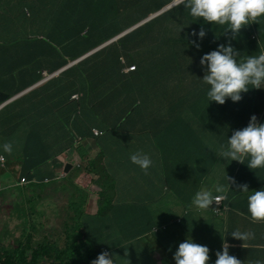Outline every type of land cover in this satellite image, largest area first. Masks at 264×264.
<instances>
[{
	"label": "crops",
	"instance_id": "1",
	"mask_svg": "<svg viewBox=\"0 0 264 264\" xmlns=\"http://www.w3.org/2000/svg\"><path fill=\"white\" fill-rule=\"evenodd\" d=\"M65 1L70 3V0ZM174 1L176 0H132V3H137L144 12L129 26ZM53 4L54 2L50 0L44 3L46 6ZM8 27L6 22L0 21V157L5 155L7 158L5 164L0 160V172L1 169H8L7 172L0 173V186L3 190L0 192V207L3 206L0 214L1 234L6 232L7 205L11 200L13 198L31 200V196L14 194L12 189H9L7 196L4 194L6 188L14 183L12 171L5 166L7 161L13 156L25 155L29 148L33 147L37 148L38 152L51 154L47 147L45 150L44 147L39 150L43 139H46L47 143L53 147H63L65 137L68 135V127L66 136H62L60 131L63 130L64 124L67 126V123L75 118L74 96L77 93L74 70L75 50L73 55L69 53L61 55L57 47L49 46L47 42L37 37L12 36ZM7 32L9 34H6ZM149 97L150 95L147 94L146 105L140 106L141 109L147 110ZM184 107L187 108L181 103L175 104L161 116L155 114L147 116L144 112L142 113L145 115L139 116L138 109L133 112L136 118L131 126L132 142L129 145L122 143L115 146L118 154L115 156L114 170L118 181H115L116 193L110 201V207H114L110 219L106 222V218L99 217V206H96L99 199L95 196L89 199L86 212L90 216L97 217L95 218L97 228L91 232L97 236L116 233L117 226L113 219L116 218L117 208L120 219L124 211L137 223L121 234L119 243L114 237L113 247H100L99 254L104 249H108L113 255L115 264H175L173 255L179 243L187 238L207 246L210 249V257L216 258L215 253L222 251L224 237L229 244V254L240 259L243 264H256L257 261L264 264V223L250 222L247 197L251 194L240 191L238 193L235 184H230L229 187L228 180L229 177L237 181L241 166L245 165L247 173L254 180L264 181V168L250 170L247 166L248 160L245 164L239 162L234 164L233 161H225L217 157L216 150L220 148V140L222 145H225L232 131L219 130L222 125L218 122V116L210 114L213 106L206 108L211 117L206 121L211 125L212 131H205L198 119H195L190 127L187 124L181 126L183 117L179 109ZM175 112L179 115L176 116ZM173 116H176L173 119L174 123H172ZM164 120L175 126L171 128L166 126ZM50 123L57 124L52 127ZM225 125L227 127V124ZM94 126L104 130L98 125ZM197 126H200L199 131L194 129ZM161 128L165 130V134L174 133L177 128L183 129L185 134L183 137L179 135L173 139L171 146L175 149L170 153L171 156H166L164 163L159 162L160 168L157 174L151 175L149 172L155 171V160L160 159L164 154L163 149L151 141V138L161 132ZM52 131L54 134L51 133ZM204 137H207L210 144V149L205 152L207 162H203L201 150L204 146ZM96 138L101 140V137H95V141ZM135 140L140 141L142 145L135 146ZM75 142V139L69 142L59 154H53L54 157L70 151L75 146ZM5 143H11V155L4 152ZM123 146L125 149H121ZM84 148L89 150L86 151ZM78 151L85 166L95 158L103 160L109 175L114 179L113 173L108 168L107 158L102 157L103 151L97 143L82 145ZM136 152L147 154L153 161L147 175L130 160L131 154ZM167 157L178 158V160L166 163ZM18 167L22 166L18 165ZM61 168L53 162L50 165L46 163L38 168V178L54 180L58 177L57 173ZM244 169L243 167V171ZM78 184L76 183L75 186H79ZM217 184L226 187L224 194L215 192L214 186ZM243 184H247L249 188V179ZM201 189L211 190L214 196H226L223 199L227 206L224 214L216 215L211 207L208 210L199 211L191 206L195 193ZM259 190H264V187ZM43 197L46 196L39 192L34 196L35 225L39 227V232L43 234L45 229L51 227L53 222L49 223L50 217H67L71 226H76L71 218H77L78 212L70 207L75 199L74 195L67 194L66 198H69V201L65 202L66 206L63 208H60L59 202L56 204L55 194L47 198ZM20 221L23 222V219ZM162 225H167L165 230L153 232L155 227ZM28 226L32 227V223ZM144 229H146V235L140 238L139 231ZM118 230L119 233L122 232L121 222ZM234 230L250 231L255 234L254 239L247 242V248L242 247V241L231 237L230 233ZM68 232L70 233L69 230ZM209 264H215V260L209 261Z\"/></svg>",
	"mask_w": 264,
	"mask_h": 264
},
{
	"label": "trees",
	"instance_id": "2",
	"mask_svg": "<svg viewBox=\"0 0 264 264\" xmlns=\"http://www.w3.org/2000/svg\"><path fill=\"white\" fill-rule=\"evenodd\" d=\"M70 3L72 5H70L69 14H73L72 23H74V28L70 27V29L78 31L82 36L86 32V29L90 27V31L85 36H93V40L91 38L88 44H84L78 50L75 49V60L80 59L96 47L119 35L124 31L119 32L121 30V23L129 27L135 18L144 12L137 3L133 4L132 0H70ZM69 23H71V19ZM201 27L206 31V36L202 40L198 35H192L194 30L198 33ZM114 28H118L115 34L110 35L107 39L101 38L105 31ZM223 31V27L204 24L201 20H194L189 14V10L185 9L182 4L173 8L147 23L145 26L128 34L117 43L75 64L76 91L82 92L83 94V102L80 103L81 99L76 100L77 107L80 106L82 108L85 100L91 98L90 107L95 112H98L99 110H96V106H98L97 99L105 97L102 91L103 88L112 87L114 91L110 94V98L114 99L117 96H122L123 101L115 106L108 100L107 109L109 110L112 106L114 107L109 120L116 119L115 109L121 113V118L126 117L129 115V112L125 106V101L132 99L137 91H142L141 98H147V91L144 90L145 87L141 84L143 78L146 76L144 69L147 68V65H144L143 61L138 60L136 54L141 50H150L154 53V58L158 66H162V68L163 66L175 68L184 67L186 65L180 61L174 66V60L190 58L199 61L204 54L216 50L219 44L227 45L228 39L223 35ZM255 35H258L259 41L252 40ZM74 38H76L75 34ZM192 41L200 44L199 49L191 43ZM231 44L241 53L238 60L251 55L258 56L261 52H264V17L260 18L258 23H252L242 29L236 39L231 40ZM133 63L137 64L138 69L132 72H126V66ZM115 74H117L116 78L118 79L116 94ZM196 75L199 77L203 76L201 73ZM169 76L168 79H170ZM198 83L194 84L192 90L189 89L188 91L189 108L191 110L197 108L198 113H204L206 108L213 106L210 114L218 116V122L222 125L219 129L220 131L227 130L230 132L246 127L250 120L248 108L260 117V123H264V91L259 90L256 95L251 94V99H241L239 102H232L229 99L225 102L227 105H219L215 102L209 103L207 99L209 86L203 84V82ZM202 85L206 87H202ZM91 94H93L92 97ZM139 108L140 106L137 109L139 110ZM131 115L133 114L131 113ZM142 115L145 114L139 112V116ZM209 119L211 117L206 116L198 120V122L203 124L205 131H212L210 130L211 125L206 121ZM193 124L194 122L192 121ZM225 124H227V127ZM161 129V132L151 138V141L158 145H163L167 141L172 145L173 139L179 135L183 137L185 134V131L183 129L180 130V128H177L174 133L168 134H165L163 128ZM115 133L117 134L119 132ZM123 138L126 140L124 144L129 145L133 140L132 130L130 135H125ZM134 145L139 146L142 144L140 141L135 140ZM221 145L220 140L219 147ZM43 147L44 150L47 147L44 140L39 150L43 149ZM54 156L48 152H38L37 148L33 147L29 148L25 155L13 156L10 159L17 158V161L23 160L21 163V172L19 174L14 173L15 176H28L32 179L29 185L23 186V194L36 196L39 192L45 195L48 187L52 188L55 185L56 191L74 195L75 199L70 207L75 211L77 208H80L77 211V218H71V221L75 222L76 226L72 227L69 219L65 223V226L70 231L69 233L67 230L65 238L66 248L59 249L57 243L50 238L36 244L35 235L30 234L27 236V244L22 240H18L14 249H7L0 242V264H49L53 258L58 259V264H90L92 260L97 258V251L103 246L105 239H107V246L111 248L114 245V237L119 243L121 234L137 223L135 219L124 213V211H122V218L120 219L119 209L117 208L116 218L113 219V222L117 226L116 233H108L107 236L105 235L107 238H101L100 235L97 236L91 233L97 228V220L95 219L97 217L90 216L86 212L89 199L93 196L99 199L96 205L99 206V217L106 218L105 221L107 222L110 219V214L114 210V207H110V201L113 194L116 193L115 181L109 175L104 161L99 160V158L88 162L83 170L78 169L80 171V180L77 182L73 181L69 176L61 178V180L55 178L50 182L42 181V183H38L35 181L38 177V168L50 162ZM233 162L234 164L237 163L236 161ZM17 164L19 165V163ZM243 167L245 168L244 171ZM247 172L246 166L242 165L238 173L237 181H235V187L249 179V195L253 191L264 187V181L254 180ZM76 183H79V186H75ZM50 196L52 194L43 198ZM29 202H34L35 204V199L31 198ZM120 222L122 223L121 233L118 230ZM145 230L139 231L140 238L146 235ZM71 233H76V235H71Z\"/></svg>",
	"mask_w": 264,
	"mask_h": 264
},
{
	"label": "rangeland",
	"instance_id": "3",
	"mask_svg": "<svg viewBox=\"0 0 264 264\" xmlns=\"http://www.w3.org/2000/svg\"><path fill=\"white\" fill-rule=\"evenodd\" d=\"M50 1L54 2V4L46 6L44 5L46 0H0V21L6 22L9 25L8 29L11 30L12 36L22 35L37 37L38 39L47 42L49 46L54 45L57 47L61 55L67 53L73 55V50H78L84 44H88L91 38L93 40L92 35L85 36L88 31H90V27L86 29V32L83 33L82 36L78 31L73 29L71 30L70 27L74 28V23H72L73 14H69L70 5L72 4L66 2L65 0ZM70 19L71 23H69ZM120 28L121 30L119 32L127 29V25L121 23ZM117 30L118 28H114L112 30L110 29L109 31H105L101 38L107 39L110 35L115 34ZM6 34H9V32ZM74 34L76 35V38H74ZM16 44H18V42H16ZM136 55L138 60L141 62L143 61L144 65H147V68L144 69L146 76L143 78L141 84L145 87L144 90L147 91V94L150 95L148 98L147 110L139 108L137 113L144 112L147 113V116H150L151 114L161 116L167 111L169 107H174L175 104L181 103V105L187 106V108L184 107V109H179L181 116L183 117L181 126H185L187 124L188 127L192 126V121L195 119L200 120L206 116H210L206 110H204V113H198L197 108L191 110L188 105L189 89L192 90L194 84H199L198 82H202L200 78L203 76L199 77L196 74L201 73V75H204V70L201 68L200 60H192L190 58L174 60V66H176L179 61L186 66L180 68L163 66L162 68V66L157 65L156 59L154 58V53L152 51L141 50ZM116 75L117 74H115L114 79L116 78ZM168 76L170 79H168ZM117 80L118 79L116 78L115 94L117 93ZM120 80L123 81L122 79ZM202 87L206 86L202 85ZM259 90L264 91V89H250L247 93H242V99H251V94L256 95ZM102 91L105 94V97L102 99H97L98 106H96V110H99L98 112H95L90 107L91 98L85 100L82 108H80V106L77 107L76 105V115L74 120L68 122L67 126L64 124L63 130L60 131L62 136H66L68 127V135L65 137V143L63 147H53L47 143L46 139L43 140L46 143L47 150L52 152L51 154H59V152L63 150V148H65L69 142L74 141V139L75 141L82 139L80 143L81 146L97 143L98 147L103 151L102 157L107 158V165L109 170L114 175V181H118L117 173L114 170L116 161L115 156L118 154V152L115 151V146L124 143L126 140L123 137L125 135L128 136L131 134V126L136 118V114L131 115V113L133 114V112L137 110L138 106H145L147 98H141L142 91H137L136 95L132 99L125 101V106L128 109L129 115L121 118V113L115 109L116 119L109 120V117L112 116L111 112L114 107L112 106L109 110L107 109L108 100L111 104L117 106L123 101V99L122 96H117L114 99L110 98V94L114 91L112 87L105 89L103 88ZM79 93H81V103L83 102V94L82 92ZM92 95L93 94H91V97ZM139 99L140 101L138 102ZM85 108L86 110H84ZM248 109L250 118L252 115H255L257 117L258 123H260V117H258L256 113H253L250 108ZM175 115H179L178 112H175ZM176 116H173L172 123H174L173 119H175ZM172 123L164 120V124L170 128L175 126ZM56 124L57 123H50L52 127H54ZM94 125H98L104 128V130H107V134L101 137V140L96 138L95 141V137L92 133ZM194 129L199 131L200 126H197ZM115 132L119 133L116 134ZM51 133L54 134L53 131ZM203 142L204 146L201 149L203 152L202 158L203 162H207V156L205 155V152L210 149V144L207 137H204ZM155 145L161 147L164 154L160 159L157 158L155 160V171H150L149 174L151 175L157 174V171L160 168L159 162L164 163V158L166 156H171L170 153L173 149H175L174 146L170 145L169 141H167L164 145ZM84 149L86 151L89 150L87 148ZM121 149H125V147L123 146ZM177 160L178 158L167 157L166 163L175 162ZM22 162L23 160L17 161V158L13 160L9 159V169L13 172V174H19L21 172V169L18 167L17 163L21 165ZM47 164L50 165V162H47ZM76 169H74L69 175V177H71L75 182L80 180V171ZM4 171L7 172L8 169H1L0 173L3 174ZM23 186L24 184L14 182L11 186L6 188L7 190L4 192V194L7 196L9 189H12V193L14 194L21 196H31V198H34V195L22 193ZM1 191H3L2 187H0V192ZM49 194H55L57 197L56 204L59 202L60 208L66 206L65 202L69 201V198H66L68 193L56 191L55 185H53L52 188L48 187L45 195H42L47 196ZM7 206L9 212L8 210L6 212V216L8 213V218L5 225L6 232L5 234L0 233V242L7 249H14L18 240H22L25 244H27V236L30 234L35 235L36 244L50 238L52 241L57 243L58 248H66L65 238L68 228L65 226V223L68 221L67 217H50L49 223L51 224L53 222V224L49 229H45V232L42 234L39 232V227L35 225L34 202L17 200L13 198ZM2 207L3 206L0 207V214L2 213ZM79 208H77L76 211H78ZM222 213L224 214V212ZM20 219H23V222H21ZM26 222L32 223L31 229L27 227ZM1 227L2 224H0V228ZM102 237L106 236L104 235L101 236V238ZM103 245L108 247L107 240L103 241ZM49 264H58V259L53 258Z\"/></svg>",
	"mask_w": 264,
	"mask_h": 264
},
{
	"label": "clouds",
	"instance_id": "4",
	"mask_svg": "<svg viewBox=\"0 0 264 264\" xmlns=\"http://www.w3.org/2000/svg\"><path fill=\"white\" fill-rule=\"evenodd\" d=\"M181 4L185 9L189 10V14L194 20H203L204 24H212L223 27V35L228 39L227 45L219 44L216 50L204 54L200 59V65L204 70V75L200 79L203 84L209 86L207 91V99L209 103L215 102L219 105H224L229 99L232 102H239L242 99V93H247L250 89H264V87H262L264 86V52H261L258 56L251 55L238 60L241 53L231 44V40L236 39L242 29L252 23H258L260 18L264 17V0H176L163 9L147 15L138 23L127 27V29L119 35L96 47L81 58H84L83 60H85L93 54L102 51L114 43H117L128 34L145 26L147 23ZM165 9L167 10L162 12ZM192 35H198V37L202 40L206 36V31L203 27H201L198 33L194 30ZM121 36L123 37L120 38ZM252 40L259 41L258 35L253 36ZM191 43L199 49L200 44L196 43V41H192ZM132 65H136V69L127 71V68ZM137 69V64L133 63L131 65H127L125 71L132 72ZM76 94H79V98H76L75 96L74 98L76 100H80L81 93L77 92ZM94 128L103 131V134L96 135ZM92 133H94V137H102L107 133V131L94 126ZM81 140L76 141L75 146L72 147L76 148V153L73 154L72 160L70 159V153V155L67 156L66 161L60 159L57 163H54L56 166L62 167L57 173V178L68 177L75 168H77L76 170H81L85 167L83 163L84 161L78 151L81 147ZM3 150L11 155V143H5L3 145ZM60 155L54 157L50 163ZM216 155L222 160H230L231 162L236 161L241 164H245V160L247 159V166L250 170L264 168V123H258L257 117L252 115L246 127L232 131L231 136L228 137L226 145H221L220 148L216 150ZM0 160L5 164L7 158L5 155H1ZM130 160L133 164L137 165L145 175L148 174V169L153 163L151 158L143 152L131 154ZM8 162L9 160L7 161V165H5L7 168H9ZM69 162H73L74 167L70 172H66L65 169L67 167V163ZM13 177L14 182L24 185L32 182V179L28 176L17 177L13 174ZM24 177L27 178L26 182L22 181ZM52 180L53 178L39 179L37 177L35 179L38 183ZM228 180L229 187L230 184H235V181L231 180L229 177ZM236 187L237 191L244 193L249 192L247 184L237 185ZM214 190L216 193L224 194L226 192V187L224 185L217 184L214 186ZM225 198L226 196L224 195L214 196L211 190L201 189L195 193L191 206L199 211L208 210L211 207L214 212V202L222 199L220 213L216 214L214 212L216 215H220L223 214L222 212L227 210V206L223 202V199ZM247 207L248 213L250 214V222L264 223V190L258 189L253 191L252 194L247 197ZM26 223L27 227L31 229L32 227L28 226L30 222ZM164 226L166 229L167 225H162L155 227L158 228V231L155 232L154 228L153 232L158 233L165 230L162 228ZM230 235L233 239L242 241V247L244 248H247V242L255 237L253 232L240 230H234L230 233ZM222 240V251H217L215 253L216 258H211L209 255L210 249L207 246L195 243L191 238H187L183 242L179 243V246L173 255L175 264H209V261L214 259H216L215 264H243L240 259L229 254V244L224 237ZM99 250L97 251V258L92 260L90 264H115L113 255L109 253L108 249H104V251L100 254ZM125 255H127L126 252ZM256 264H260V262L257 261Z\"/></svg>",
	"mask_w": 264,
	"mask_h": 264
},
{
	"label": "built area",
	"instance_id": "5",
	"mask_svg": "<svg viewBox=\"0 0 264 264\" xmlns=\"http://www.w3.org/2000/svg\"><path fill=\"white\" fill-rule=\"evenodd\" d=\"M133 69H136V65H132V66L128 67V68H127V71H130V70H133ZM75 97H76V98H79V94H76ZM94 132H95L96 135H101V134H103V131H101V130H99V129H97V128H94ZM3 159H4V158H3ZM22 181H23V182H26V181H27V178L24 177V178L22 179ZM221 205H222V199L219 200V201L214 202V204H213V208H214V212H215L216 214H219V213H220V211H221ZM162 228L165 229V226L162 227ZM154 231L157 232V231H158V228H155Z\"/></svg>",
	"mask_w": 264,
	"mask_h": 264
},
{
	"label": "water",
	"instance_id": "6",
	"mask_svg": "<svg viewBox=\"0 0 264 264\" xmlns=\"http://www.w3.org/2000/svg\"><path fill=\"white\" fill-rule=\"evenodd\" d=\"M167 9L163 10L162 12L166 11ZM161 12V13H162ZM84 58H81L79 60H76L75 63H77L78 61L80 60H83ZM71 153V157L70 159L72 160L73 159V154L76 153V148H72L70 151H67L65 154L61 155L60 157L56 158L53 160V163H57L60 159L66 161L67 160V156L70 155ZM74 167V163L73 162H69L67 163V167H66V172H70Z\"/></svg>",
	"mask_w": 264,
	"mask_h": 264
}]
</instances>
